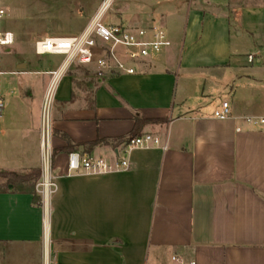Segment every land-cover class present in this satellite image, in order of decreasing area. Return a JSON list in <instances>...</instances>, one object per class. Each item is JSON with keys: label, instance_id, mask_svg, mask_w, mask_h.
<instances>
[{"label": "crops", "instance_id": "obj_1", "mask_svg": "<svg viewBox=\"0 0 264 264\" xmlns=\"http://www.w3.org/2000/svg\"><path fill=\"white\" fill-rule=\"evenodd\" d=\"M48 1L0 0V33L13 37L0 47V171L42 170L52 90L55 184L46 198L37 192L40 206L31 194L0 193V245L34 248L40 264H264V126L246 121L264 118V0H120L135 11L133 28L163 27L170 1L187 16L185 37L167 33L171 47L135 75L84 67L97 70L87 83L74 65L65 72L63 57L36 64L38 40L77 36L90 24L68 25L67 12ZM250 55L257 60L249 63ZM223 102L232 113L225 121L214 117ZM138 117L151 122L137 128ZM143 134L166 148L118 155ZM71 152L125 157L130 167L69 176Z\"/></svg>", "mask_w": 264, "mask_h": 264}, {"label": "built area", "instance_id": "obj_2", "mask_svg": "<svg viewBox=\"0 0 264 264\" xmlns=\"http://www.w3.org/2000/svg\"><path fill=\"white\" fill-rule=\"evenodd\" d=\"M113 0L102 3L97 15L88 27L77 36L47 37L35 43V52L39 56L63 57L65 72L73 65L95 67L99 76L103 75H135L138 66L155 54H160L171 47L172 42L159 25L149 28H133L122 24H106L103 21ZM5 15L0 6V21ZM13 44L11 34L0 33V47ZM257 60L256 56L248 57L249 63ZM64 74L62 68L53 73L54 78ZM52 90L48 93L45 102L46 128L41 143L42 176L36 185V191L47 197L55 184L52 181V148L49 134V109ZM6 104L0 95V117L3 115ZM232 116L228 102H223L214 113L218 120L225 121ZM252 124L264 126V118H247ZM166 148L161 138L153 134H143L129 138L117 148L118 155L126 156L135 149H148L151 147ZM130 163L125 157L111 162L105 158L94 157L83 152H72L68 155V175H106L109 173L128 170ZM191 264H196L195 262Z\"/></svg>", "mask_w": 264, "mask_h": 264}, {"label": "rangeland", "instance_id": "obj_3", "mask_svg": "<svg viewBox=\"0 0 264 264\" xmlns=\"http://www.w3.org/2000/svg\"><path fill=\"white\" fill-rule=\"evenodd\" d=\"M35 0H20L22 4H32ZM37 1V0H36ZM54 2L55 6L58 8L59 13L67 12L68 16V25H74L78 27L80 25L81 20L87 21L90 19L91 22L95 16L97 15L102 3L106 0H49L48 2ZM180 1V0H179ZM168 2V1H167ZM120 0H114L105 14V18L103 19L104 22H107L109 17H113L116 15H121L122 21L120 24L124 26L133 25L135 22V11L133 7L127 9L120 5ZM170 3V1H169ZM167 4L164 8V13L162 17H165V22L163 27L166 29L167 33L170 35L171 40H183L185 37L184 31L187 24V16L177 12L176 9L172 6V4ZM177 3V2H176ZM123 4H128L130 6L131 0H127ZM121 8H120V7ZM125 8V9H124ZM119 9H123L122 11ZM120 11V13H119ZM72 16V18L70 17ZM134 18V19H133ZM161 18V17H159ZM157 19V18H156ZM118 23L117 21H115ZM133 23V24H132ZM17 49V48H16ZM26 50L28 48H22V50ZM9 56L5 55L2 52V65L3 71L6 70L5 65H7ZM57 57L51 58L48 56L36 57L35 61L36 64H39L38 67L40 68L41 65L47 64L49 60L56 59ZM72 71L76 74L83 83H87L89 79L86 76L88 74H95V69H87L81 66L74 65ZM36 78H39L35 76ZM92 77V76H91ZM7 79V75L4 74L2 77V89L5 92L7 84L5 81ZM96 81V80H94ZM35 111L36 106L33 105ZM38 183V182H37ZM37 185V184H36ZM0 186H4V179L0 178ZM37 250L34 248H25V247H9V246H2L0 245V264H40V255L36 253Z\"/></svg>", "mask_w": 264, "mask_h": 264}, {"label": "trees", "instance_id": "obj_4", "mask_svg": "<svg viewBox=\"0 0 264 264\" xmlns=\"http://www.w3.org/2000/svg\"><path fill=\"white\" fill-rule=\"evenodd\" d=\"M151 120L136 118V127L147 124ZM96 142L85 144V146H94ZM72 153V152H71ZM42 176V170H30L26 173H15L0 171V178L5 180L4 186H0V193H26L34 196L33 203L40 206V198L37 197L36 184Z\"/></svg>", "mask_w": 264, "mask_h": 264}, {"label": "water", "instance_id": "obj_5", "mask_svg": "<svg viewBox=\"0 0 264 264\" xmlns=\"http://www.w3.org/2000/svg\"><path fill=\"white\" fill-rule=\"evenodd\" d=\"M21 68H22V69H25V68H26V66H22Z\"/></svg>", "mask_w": 264, "mask_h": 264}]
</instances>
